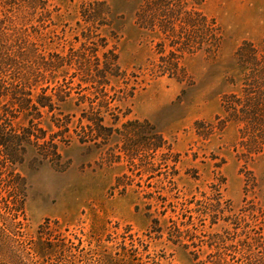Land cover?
<instances>
[{
  "label": "rangeland",
  "instance_id": "obj_1",
  "mask_svg": "<svg viewBox=\"0 0 264 264\" xmlns=\"http://www.w3.org/2000/svg\"><path fill=\"white\" fill-rule=\"evenodd\" d=\"M91 1L104 3L106 24L98 32L117 51L131 79L125 95L111 104L118 106L114 111L120 118L113 124L122 133L114 132L105 144L72 138L52 159L28 149L15 164L27 185V230L35 233L41 226L45 236L64 240L72 251L48 264H100L107 251L119 249L121 235L140 249L148 245L158 264H196L214 251L209 244L215 234L232 239L228 253L238 264L246 262L252 255L243 247L251 243L247 235L264 242V216L255 221L250 211L253 205L264 208V143L250 139L241 112L229 102L243 99L244 69L236 60L237 47L250 41L264 51V0H204L201 8L221 24L223 41L216 52L185 55L182 81L151 73L158 59L157 35L135 20L144 0H51L52 27L67 45L84 41V25L77 21L84 24L80 8ZM60 109L79 115L71 99L60 103ZM136 119L164 135L170 148L163 149L167 162L156 164L160 158L150 150H139L132 159L123 153L127 144L135 147L153 136L149 125L123 127ZM112 121L107 115L106 124ZM215 213L218 220L212 223ZM90 234L101 236L103 249L90 248L96 247L88 243Z\"/></svg>",
  "mask_w": 264,
  "mask_h": 264
},
{
  "label": "trees",
  "instance_id": "obj_2",
  "mask_svg": "<svg viewBox=\"0 0 264 264\" xmlns=\"http://www.w3.org/2000/svg\"><path fill=\"white\" fill-rule=\"evenodd\" d=\"M50 1L0 0V264H48L50 259L72 254L64 240L45 236L41 226L35 233L27 230L24 221L27 185L15 164L23 161L28 149L33 148L42 158L52 159L60 155L61 144L72 138L81 143L105 144L114 132L122 133L113 124L120 118L114 111L118 106L111 104L125 95L131 79L120 65L117 51L109 48L98 32L106 24L104 3L91 1L81 5L84 24L80 20L77 23L84 25L80 32L84 41L75 46L67 45L64 35L52 27L55 22ZM203 2L144 0L135 20L139 27L157 35L158 59L150 68L152 74L182 81L186 72L181 60L185 55L201 50L212 53L220 48L223 28L216 18L203 12ZM74 39L79 41V35ZM235 56L244 69L243 99L236 98L239 100L235 102L231 99L229 104L241 112L239 119L246 122L245 131L250 139L264 143V51L253 42L244 41L237 47ZM67 99L72 100L79 115L61 111L60 103ZM107 115L113 119L111 125L105 122ZM129 123L149 125L153 136L143 138L135 147L133 142L124 146L122 151L127 158L136 157L139 150L141 153L150 150L160 158L156 164L167 162L163 149L170 148L165 145L164 135L147 121L127 120L123 127L128 129ZM176 161L172 159L174 165ZM250 211L255 221L264 216L263 207L253 205ZM217 215L212 214V223L217 222ZM158 221L154 220L156 224ZM153 227L156 232L162 231V226ZM121 236L119 249L106 250L100 264H158L148 252V245L140 249L133 240L127 243L126 237ZM100 238L87 236L89 244L96 243L91 249L104 248ZM246 238L251 243L243 247L252 255L242 264H264L261 237L247 235ZM78 241L82 242L81 238ZM232 242L228 236L215 234L209 244L214 251L205 259L197 258L196 264H238L228 253ZM252 246L257 248L256 252L251 251Z\"/></svg>",
  "mask_w": 264,
  "mask_h": 264
}]
</instances>
